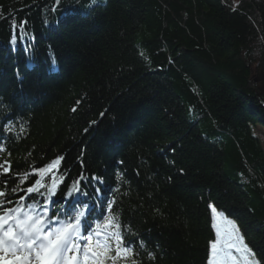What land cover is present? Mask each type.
I'll return each instance as SVG.
<instances>
[{
  "label": "trees",
  "instance_id": "1",
  "mask_svg": "<svg viewBox=\"0 0 264 264\" xmlns=\"http://www.w3.org/2000/svg\"><path fill=\"white\" fill-rule=\"evenodd\" d=\"M259 135L264 0H0L5 200L59 156L51 208L114 217L137 264H208L213 207L264 264Z\"/></svg>",
  "mask_w": 264,
  "mask_h": 264
},
{
  "label": "snow or ice",
  "instance_id": "2",
  "mask_svg": "<svg viewBox=\"0 0 264 264\" xmlns=\"http://www.w3.org/2000/svg\"><path fill=\"white\" fill-rule=\"evenodd\" d=\"M75 111V109H73ZM62 157H56L44 167H34L32 172L20 179L23 184L29 175L38 178L24 189V195L18 200H5L8 195L0 190V264H105L111 260L115 264L117 257L122 254L137 264L132 257L135 255L131 242L125 240L119 231V225L114 224V217H106L104 223L89 222L86 217L88 205L75 207L69 210L67 204L63 210H55L51 205L56 201L59 186L63 177L57 178ZM3 173L9 172V167L0 165ZM52 173L50 184L42 183V177ZM96 179V177H92ZM84 180L81 176L65 193L63 200L69 201L80 194L79 184ZM46 188V192L41 191ZM21 189L14 187L12 195ZM97 189V193H99ZM32 194H38V200L25 203ZM83 195L87 196V192ZM110 207V205H109ZM55 211L56 214H50ZM212 225L215 230V240L210 241L208 264H254L246 255H252L240 234L238 226L231 219H223L225 213H217L212 208ZM112 226L115 230L108 231ZM115 243L116 255L111 256L112 242ZM141 247H144L141 242ZM152 257V253H148Z\"/></svg>",
  "mask_w": 264,
  "mask_h": 264
},
{
  "label": "rangeland",
  "instance_id": "3",
  "mask_svg": "<svg viewBox=\"0 0 264 264\" xmlns=\"http://www.w3.org/2000/svg\"><path fill=\"white\" fill-rule=\"evenodd\" d=\"M259 137H260V139H261V141L263 142V145H264V135H259ZM221 221H222V219L218 217V222H221ZM209 251H210V249H209ZM242 255H246L248 260L253 261V259L250 256H248L247 254H242ZM208 259H209V256H208Z\"/></svg>",
  "mask_w": 264,
  "mask_h": 264
}]
</instances>
